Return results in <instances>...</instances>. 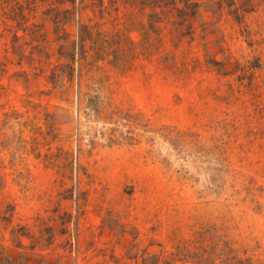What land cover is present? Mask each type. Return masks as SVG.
Masks as SVG:
<instances>
[{
	"label": "rangeland",
	"instance_id": "obj_1",
	"mask_svg": "<svg viewBox=\"0 0 264 264\" xmlns=\"http://www.w3.org/2000/svg\"><path fill=\"white\" fill-rule=\"evenodd\" d=\"M0 264H264V0H0Z\"/></svg>",
	"mask_w": 264,
	"mask_h": 264
}]
</instances>
